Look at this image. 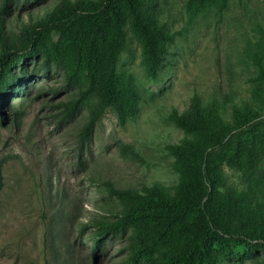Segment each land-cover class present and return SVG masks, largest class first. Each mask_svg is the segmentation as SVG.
Masks as SVG:
<instances>
[{"label": "rangeland", "instance_id": "1", "mask_svg": "<svg viewBox=\"0 0 264 264\" xmlns=\"http://www.w3.org/2000/svg\"><path fill=\"white\" fill-rule=\"evenodd\" d=\"M58 1L0 0V18L19 26V20ZM155 1L159 19L175 34L159 75L147 77L141 45L128 31L118 71L139 89V110L121 123L107 109L86 141L80 131L97 100L68 115L63 103L76 96L77 87L65 84L61 69L38 57L11 66L14 82L0 102V264H125L128 239L119 233L105 238L92 257L94 220L112 219L120 208L104 181L171 191L178 174L166 146L179 143L185 133L168 114L186 110L194 95L203 103L228 97L229 118L231 104L264 90L255 64L264 65V0H229L221 12L214 6L188 12L187 0ZM5 28L19 34L9 31L10 25ZM263 130L258 125L241 134L262 147L253 170L221 167L228 185L261 203ZM125 145L139 158L125 155ZM219 264H264V253Z\"/></svg>", "mask_w": 264, "mask_h": 264}, {"label": "trees", "instance_id": "2", "mask_svg": "<svg viewBox=\"0 0 264 264\" xmlns=\"http://www.w3.org/2000/svg\"><path fill=\"white\" fill-rule=\"evenodd\" d=\"M228 1L187 0L185 8L197 12L214 6L221 12ZM155 7V0H59L40 14L25 15L19 26H11L10 18H0V102L14 82L11 66L38 57L47 66L61 69L66 85L77 87L76 96L63 103L68 115L97 100L80 131L82 141L90 137L107 109L121 123L133 118L141 93L118 71L128 31L141 45L151 79L158 77L175 37ZM9 25V31L19 34L6 33ZM255 64L262 80L264 65L260 60ZM228 103V97L203 103L194 95L186 110L168 114V120L185 133L179 143L166 146L178 174L171 191L104 181L120 208L112 219L94 220L93 259L102 241L114 233L128 239L125 264H219L264 253V203L228 185L221 168L225 164L234 170L254 169L262 147L241 134L253 126L264 129V90L253 92L250 100L239 105L231 104L229 118ZM260 139L263 143L264 130ZM122 152L139 158L127 145ZM2 187L0 164V193Z\"/></svg>", "mask_w": 264, "mask_h": 264}]
</instances>
